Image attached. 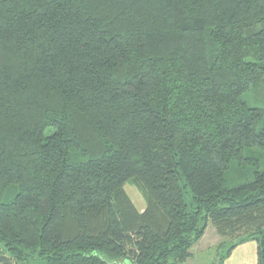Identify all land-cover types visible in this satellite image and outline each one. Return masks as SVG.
<instances>
[{"label": "trees", "instance_id": "trees-1", "mask_svg": "<svg viewBox=\"0 0 264 264\" xmlns=\"http://www.w3.org/2000/svg\"><path fill=\"white\" fill-rule=\"evenodd\" d=\"M263 82L264 0H0V264H264Z\"/></svg>", "mask_w": 264, "mask_h": 264}, {"label": "rangeland", "instance_id": "rangeland-1", "mask_svg": "<svg viewBox=\"0 0 264 264\" xmlns=\"http://www.w3.org/2000/svg\"><path fill=\"white\" fill-rule=\"evenodd\" d=\"M244 100L248 103L250 107H261L264 108V82L258 86L253 87L250 90L246 91L243 95ZM52 129L46 130V133L49 134ZM245 160L241 161L238 159H233L230 162L229 168L226 170L225 177L228 182L229 187L234 188L242 184L248 183L255 179V173L257 171L264 170V148L261 146L249 147L244 150ZM70 158L72 160L81 161L85 159V156L79 150H71ZM125 190L128 195L134 202L135 206L138 209H141L142 206H146V199L141 190V188L135 183L133 179H129L125 183ZM5 200H9V196ZM203 238V237H202ZM224 240L217 232L210 221L206 229V248L210 247L214 249L216 244ZM220 242V243H221ZM214 244V245H213ZM195 249V250H194ZM192 256L187 260L185 264H213V261H217L214 258L215 253L218 250H196L193 247L191 249ZM29 264H43L38 260H30Z\"/></svg>", "mask_w": 264, "mask_h": 264}, {"label": "crops", "instance_id": "crops-1", "mask_svg": "<svg viewBox=\"0 0 264 264\" xmlns=\"http://www.w3.org/2000/svg\"><path fill=\"white\" fill-rule=\"evenodd\" d=\"M145 207L146 206H142L141 209L139 210L143 211ZM220 242L216 244L215 247H213L214 249L210 248L212 247V245L206 248L205 245H207V241H206V232H205L203 238L194 246V248L200 251L217 250V246L220 244ZM218 257H219V251H217L214 255L215 260H217ZM213 264H217V261H213ZM223 264H258L257 242L255 240H249L244 243L238 244L232 249L230 255L224 260Z\"/></svg>", "mask_w": 264, "mask_h": 264}]
</instances>
